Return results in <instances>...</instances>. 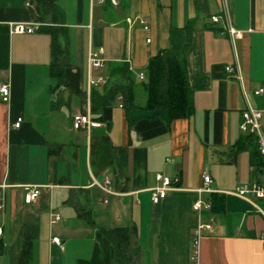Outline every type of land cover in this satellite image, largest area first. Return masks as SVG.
I'll return each mask as SVG.
<instances>
[{
    "label": "crops",
    "instance_id": "obj_1",
    "mask_svg": "<svg viewBox=\"0 0 264 264\" xmlns=\"http://www.w3.org/2000/svg\"><path fill=\"white\" fill-rule=\"evenodd\" d=\"M114 1L56 0L42 18L31 0H0V82L11 85L9 102L0 93V264H115L119 229L131 226L137 252L131 264H192L193 231L211 218L213 229L199 239L198 264H264V215L232 193L262 171L256 140L239 125L248 106L264 112V92L254 93L264 87V0ZM127 18H136L131 30ZM10 22L40 25L19 33ZM48 27L58 29L66 52L62 77L51 73ZM166 49L185 58L190 116L144 108L139 85L137 105L129 109L118 96L93 104L92 90L128 82L113 72L117 63L131 64L139 83L149 59ZM94 50L105 58L101 68L89 66ZM89 76L107 82L88 92ZM88 107L101 125L73 130L72 115ZM205 172L211 191L225 196L221 212L193 208L210 200L212 192L200 191ZM158 173L178 176L179 188L155 204ZM93 177L110 178L117 194L104 202ZM31 186L40 192L27 203ZM51 214L61 219L51 222ZM27 248L31 255L19 258Z\"/></svg>",
    "mask_w": 264,
    "mask_h": 264
},
{
    "label": "trees",
    "instance_id": "obj_2",
    "mask_svg": "<svg viewBox=\"0 0 264 264\" xmlns=\"http://www.w3.org/2000/svg\"><path fill=\"white\" fill-rule=\"evenodd\" d=\"M31 1L36 4L43 18L46 13L52 10V4L56 0ZM40 28L42 29V26ZM46 30L52 35L51 47L53 60L51 63V73L62 77V66L65 64L64 57L66 52L58 40V29L55 27H48ZM113 70L114 73H119L127 78L128 82L117 83L110 86L103 93L92 90L91 98L93 104L96 103L97 105L105 106L113 102L116 97L121 94L123 96V106L129 109L137 105L135 99L138 94L137 86L139 85L145 92L144 108L150 110L160 108L168 109L171 118L187 117L193 113V106L189 97L190 88L185 68V58L182 52L178 53L170 49L160 50L155 56L149 59L145 75L146 79L139 83L136 81L135 76L132 75L127 63H117ZM260 159L262 160L261 156ZM258 165L261 170L263 167V160ZM210 200L212 202L211 211L213 213H218L223 210L225 202L223 193L212 192ZM119 230H121L124 235L114 249V263L127 264V262H129L131 264L133 258L137 254L134 248V235L136 234V229L134 226H131ZM29 252L30 249H23L19 258H28L31 255Z\"/></svg>",
    "mask_w": 264,
    "mask_h": 264
},
{
    "label": "built area",
    "instance_id": "obj_3",
    "mask_svg": "<svg viewBox=\"0 0 264 264\" xmlns=\"http://www.w3.org/2000/svg\"><path fill=\"white\" fill-rule=\"evenodd\" d=\"M104 2L105 0H100ZM114 1V0H113ZM116 2V1H114ZM129 29L133 27L134 23L136 22V18H127ZM212 21L214 23L219 21V16H213ZM140 22L144 25V28H147L148 25L145 20H140ZM12 31L19 32V33H32L36 30V28L40 25L38 22H10ZM150 41V39H147ZM89 66L92 69L101 68L104 65L105 58L102 56V51L94 50L90 51L88 56ZM127 62L130 64V58H127ZM129 69L132 70V65L130 64ZM225 69L235 75L241 82L243 81L242 76L239 72L231 66L227 65ZM140 78H144V74L140 73ZM107 79L105 76H101L98 79H93L89 76L87 89L88 92L91 91L92 87L95 85H102L106 84ZM264 92V87H260L254 91L255 94H261ZM0 93L2 94V100L5 102H9L11 98V85L9 81H1L0 82ZM118 99L120 101V106H123V96L120 94L118 95ZM90 107H88L86 113L76 112L72 115L71 121V128L73 130L85 129L88 133L94 127H98L101 125V122L95 121L91 118ZM242 120L240 122L239 128L241 132L253 136L256 140L258 152L263 160V167L260 173V177L254 181H251L247 184L241 185L236 187L232 193L245 199L252 204H254L255 208L264 215V207L260 204H257L255 199L264 200V128L262 124V118L264 115L263 110L257 109L255 107L248 106L246 109L242 111ZM23 118L19 117L17 121L14 123L15 127H19L22 123ZM168 161L172 160L170 158L167 159ZM158 181L161 184L158 187L152 189V202L159 203L160 200L165 197L169 190L178 189L179 186L177 182H179V177H171L168 175H164L162 173H158L156 175ZM204 179V187L200 189V191L205 192H212L211 189L208 187V184L212 182L211 176L205 172L203 175ZM111 179L106 177L103 181H98L96 178H92V185L96 186L101 192V198L104 202L109 200L110 195L117 194L111 188ZM4 187V185H2ZM39 188L36 186H31L27 190L25 194V201L27 203H31L35 201L39 196ZM255 200V201H254ZM5 206V196L2 189H0V212L3 210ZM193 208L199 212H202L203 209L211 211L212 209V202L211 200L203 201L201 199L197 200ZM52 220L51 222H57L61 219L59 214H51ZM214 226V219L211 218L209 221H202L200 222L197 227L193 231V243H194V255L192 258V264H198V244L199 239L204 234L205 231H211ZM3 228L0 226V236L2 235ZM52 241L58 244L59 246L63 247V242L60 237L54 236Z\"/></svg>",
    "mask_w": 264,
    "mask_h": 264
},
{
    "label": "rangeland",
    "instance_id": "obj_4",
    "mask_svg": "<svg viewBox=\"0 0 264 264\" xmlns=\"http://www.w3.org/2000/svg\"><path fill=\"white\" fill-rule=\"evenodd\" d=\"M111 81H112V80H111ZM140 90H141V89H140ZM144 102H145V101H144ZM115 264H119V263L116 262ZM127 264H129V262H127Z\"/></svg>",
    "mask_w": 264,
    "mask_h": 264
}]
</instances>
